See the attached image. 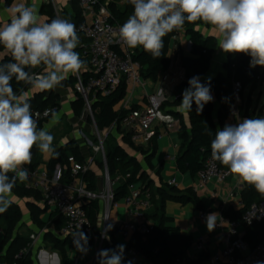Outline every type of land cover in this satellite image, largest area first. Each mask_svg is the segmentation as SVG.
I'll use <instances>...</instances> for the list:
<instances>
[{
    "label": "clouds",
    "instance_id": "1",
    "mask_svg": "<svg viewBox=\"0 0 264 264\" xmlns=\"http://www.w3.org/2000/svg\"><path fill=\"white\" fill-rule=\"evenodd\" d=\"M133 13L119 28L121 41L130 49L142 47L153 58L161 56L164 38L180 32L186 23L201 21L218 33V47L225 53L249 55L250 67H264V0H127ZM10 21L0 25V47L11 60L0 62V212L11 205L17 181L28 180L25 165L32 160L34 146L42 153L54 151L50 128L58 123L57 114L44 127L38 125L31 110L28 91L19 94L13 80L41 92L62 86L69 75H79L86 62L75 49L80 44L76 25L56 17L41 22L33 3L17 4ZM41 68V72L28 69ZM182 93L181 108L197 113L213 101L210 83L198 76L188 81ZM211 156L226 166L240 183H247L264 196V117L244 118L237 124L217 129L211 141ZM12 173V175H9ZM221 219L219 213L206 216L212 232ZM105 238H108L105 236ZM124 245L102 249L98 264H122ZM260 264V262H257Z\"/></svg>",
    "mask_w": 264,
    "mask_h": 264
},
{
    "label": "crops",
    "instance_id": "2",
    "mask_svg": "<svg viewBox=\"0 0 264 264\" xmlns=\"http://www.w3.org/2000/svg\"><path fill=\"white\" fill-rule=\"evenodd\" d=\"M19 3H25L27 6H31L34 3L38 8L41 22L49 21L48 18L42 14V10L46 7L53 11L54 8H58L65 18L75 17L77 14L76 9H78L81 12L79 22L82 23L86 19L88 20L87 15L82 14L79 4L75 8L70 0H15L8 7H5L4 4L1 5V25L10 21L11 16L14 14L13 9ZM101 3L106 7H108L110 3H113L118 10H125L127 0H101ZM195 29L204 38H213L216 43L209 69L204 76L199 77L200 82H210L218 76L226 77L227 53L218 47V33L213 26L203 22H198ZM187 42L188 38L183 32L175 42L170 44V48L172 49H170L172 68L180 66L184 69L181 82L175 86L163 85L164 94L166 96L164 110L173 115L180 114L186 125H188L186 110L180 106L182 96L179 104L175 105L173 101L177 95H182L183 91L189 87V85H184L188 82L189 73L186 70V62L183 61V59L191 57L190 53L185 49ZM87 46V40L83 39L75 49V51L79 53L80 58L85 62L86 60L84 57ZM6 54H8V51L2 53L1 57ZM261 69L264 71V67ZM36 71L41 72L42 69L36 68ZM87 73L88 69L86 62V69L82 70L80 75L85 76ZM75 77L76 76L70 74L68 79L62 82L61 87H57L52 91L41 92L38 89H26L29 93L30 100L35 97L36 100L57 98V106L54 111L57 114L59 122L50 128L54 136V151L51 153H42L38 147L34 146L33 148L37 149L36 157L40 162L37 168L46 169V163L67 146L77 148L81 157L84 159V163L91 160L86 159V154L90 151V144L92 143L89 138L90 132L86 128L87 125L82 122V116L76 117L72 111V104L76 100V93L73 88ZM160 77L156 83L146 80L144 89H137L134 92L126 89V95L113 107V111H125V113H127L130 109L132 110L133 107H136L135 110L143 109L148 104V96L155 93L160 87ZM180 84L184 86L178 88ZM258 85L259 83L256 88ZM255 89L251 90L247 87L242 90L238 103V117L227 119L224 126L226 124H237L244 118H258L264 116V106L259 107L260 97L256 105L253 104ZM211 94L214 98L212 103L215 112L218 108V103L215 100L214 94ZM93 97L95 98L96 96ZM94 100L95 99H93V101ZM48 107H51V100L48 102ZM213 117L216 120V114H214ZM51 119L52 114L43 124V127L48 124ZM153 127L155 130L162 133L163 136L160 140L153 139L147 145L142 144L140 139L133 140L132 133L122 127H120V131L113 128L108 130V132L111 133L119 147L124 149L128 156L135 158L141 167V171L145 175L153 201L152 211L147 218L148 223L152 226L163 225L165 228L171 230V234L182 235L189 238L191 244L184 258L191 264H204L214 253L223 251L228 243L225 234L230 230V221L224 218L223 214L229 209L239 210L242 207L241 191L243 183H240L236 177L230 174L229 178L222 184L211 182L204 187H198L197 176L192 178L188 173L179 172L176 167V159L179 155L181 145L178 129L174 128L167 132H163V128L160 124H155ZM108 132L104 133L105 135L103 134V137H105ZM125 135H128L127 139H125L126 142L123 140ZM148 149H150L152 153H150L151 151H149V154L142 153ZM66 154L68 153L66 152ZM101 164L104 166V162H101ZM24 167L31 170L28 165ZM89 172L95 179L96 190L102 188V178H100L98 167L94 162L92 163V161ZM171 181L175 183L171 185ZM20 183L28 188V181ZM171 196H174L173 199H171ZM11 203L16 205L22 214V219L18 225V229L20 228L18 236L27 237V235H25L26 230L31 233L29 236L33 234L36 236V241L33 244L30 254L32 264H61L59 253L52 249L51 244L44 240L45 230H39L31 221L29 204L34 203L33 199L26 197L19 198L12 193ZM43 205V201L38 203L40 207H43ZM50 211L51 210H48V212L41 216L44 222L48 220ZM212 212L219 213L221 219L218 218L217 226L212 232H209L206 227V216ZM126 220L125 207L121 202L116 209L110 211L106 224L105 236L108 238H105V249H116L118 245H124V259L122 264H153L133 249L128 251L125 250L128 240L123 239L119 235L118 225ZM98 225L101 231H103L105 226L104 205L101 202ZM236 231L240 236H243V228L239 227ZM46 232H50L59 239L64 238L59 236L60 231H56L52 227L47 229ZM199 238H203L206 242L204 250H199L197 248V241ZM141 240L143 241L144 239ZM7 247L8 244L4 243V237L1 235L0 257L4 256ZM96 249V240H93V244L90 248L74 247L68 249L67 254L70 264H94L98 253Z\"/></svg>",
    "mask_w": 264,
    "mask_h": 264
},
{
    "label": "trees",
    "instance_id": "3",
    "mask_svg": "<svg viewBox=\"0 0 264 264\" xmlns=\"http://www.w3.org/2000/svg\"><path fill=\"white\" fill-rule=\"evenodd\" d=\"M15 0H0L1 5L4 4L8 7ZM80 0H70L75 6H78ZM101 2V0H100ZM108 9L113 17V21L120 25L128 19L133 13V6L127 3L125 10H118L113 3L108 5ZM77 10L75 17L65 18L60 13V18L69 19L74 24H80L81 12ZM48 20L56 18L53 10L48 7L42 10ZM198 22L186 23L183 32L188 38L190 43V58L183 59L186 62V70L188 74V81L193 76L202 77L204 76L210 66L212 54L215 51L216 43L213 38H204L195 27ZM1 25V24H0ZM175 31L168 34L164 38V49L162 50L161 56L153 58L149 53H146L142 47L133 49L132 60L140 66V74L144 81H150L156 83L159 77L168 70L171 65L170 58V44L171 37ZM82 41V40H81ZM7 50L0 47V62H8L11 60V54L1 57L2 53ZM87 62V56L85 55ZM249 55L243 53H227L226 77L218 76L211 80L210 88L211 93L214 94L215 100L218 103V108L215 111L216 120L214 119V106L212 101L206 104L203 111L197 113L196 105L193 102L191 111L186 110L188 119V125L183 122L181 115H174L180 119V126L178 128L179 137L181 140L179 155L176 159V167L181 173H188L192 178L196 177L201 170L204 168V162L208 156L211 155L210 144L215 137L216 130L222 129L224 123L229 119L232 106H233V93L232 83L239 82L242 90L249 87L254 90L257 86L256 77L260 74L261 66L250 67ZM29 72H37L36 69H28ZM87 74L84 76L86 77ZM75 83V82H74ZM188 86V82L184 84ZM180 84L178 88L183 87ZM13 87L19 94L21 89H29V86L24 85L22 82L17 83L13 80ZM126 95V88L123 83L109 96L103 97L96 95L95 100L91 102V111L93 114V120L95 128L99 135L102 137L103 148H104V159L108 171L110 180H114L117 175L129 177L120 182L113 188V200L115 202L121 201L127 194V187L131 183L141 184L145 190H147L151 196V209L147 213V218L152 211L153 201L150 187L146 182L144 173L141 171L139 163L135 158L128 156V154L119 147L118 143L108 132L110 128L115 124L117 131H120L119 122L122 117L126 115L125 111L114 112L113 107L121 101ZM181 96L174 99L173 104L177 105L181 101ZM51 100V107L57 106V98L54 99H37L32 98L30 100L31 110H41L48 108V102ZM165 104L161 110L164 113H168L164 110ZM84 109L83 100L76 95V100L72 104V111L76 117L82 116ZM133 107L132 110H135ZM171 114V113H169ZM173 115V114H172ZM264 117V116H263ZM47 120L39 121L38 125L43 127V124ZM103 137V134L106 133ZM105 135V134H104ZM128 135H125L123 140L127 139ZM126 142V141H125ZM150 149L142 152L149 154ZM37 149H32V160L28 165L31 170L37 168L40 165L38 158L36 157ZM66 152L68 154H66ZM152 153V151L150 152ZM73 156L78 162L84 163V159L81 157L77 148L67 146L59 151L48 163H46V169L49 174H52L56 165H59L62 171L61 182L67 183L69 180V169L67 158ZM220 167L227 170L226 166L220 164ZM9 175H12L10 173ZM86 183L87 189L91 192H97L95 186V179L90 172H87L83 177ZM13 193L19 198H31L34 203L29 204V210L31 214L32 223L39 229L45 230L44 240L51 244L52 249L56 250L60 255L61 264H70L68 259V249L79 247V248H90L93 244L94 238H99L102 235V231L98 225V216L100 212V202L98 200L87 201L82 209L86 214V218L92 228L93 236L90 237L83 231H78L73 238L65 237L59 239L53 236L50 232H46L47 229L53 228L56 231H60L64 225L65 220L59 214L57 210H51L48 215V220L44 222L41 216L48 212L47 206L44 204L43 207L38 206V203L43 201L41 195L33 190L32 188H26L19 181L13 188ZM174 196H171L173 199ZM264 202V196L259 194L254 187L243 183L241 191V203L242 207L239 210L229 209L223 214L224 218L230 222L241 221L243 213L252 203ZM44 203V202H43ZM22 219L20 209L11 203L6 211L0 212V230L4 237V243L8 244L7 251L4 256L0 257V263L6 264H32L30 258L31 250L21 259H15L16 255L25 248H28L32 242L29 237L13 236L15 229L18 227ZM106 234V233H105ZM243 240L248 244L250 248H254L260 243L264 242V221L255 224L251 227L244 228ZM141 239H144L143 241ZM191 241L189 238L171 234V230L165 228L163 225H155L149 235L142 237L135 235L128 240V244L125 250L133 249L135 252L144 256L153 264H173L175 260L184 258L187 249L189 248ZM105 235L103 238L102 249H105ZM96 264H98V259Z\"/></svg>",
    "mask_w": 264,
    "mask_h": 264
},
{
    "label": "built area",
    "instance_id": "4",
    "mask_svg": "<svg viewBox=\"0 0 264 264\" xmlns=\"http://www.w3.org/2000/svg\"><path fill=\"white\" fill-rule=\"evenodd\" d=\"M79 7L82 14H86L88 20L80 24H75L81 40L88 42L87 56V76L76 75L74 92L84 102V111L88 110L91 121L95 127L91 102L96 95L103 97L111 95L121 83L125 88L134 92L137 89H144L145 81L140 74V66L132 60L133 49L128 48L120 39V25L113 21V17L105 5L100 0H80ZM56 17H60V10L54 8ZM183 30L175 32L171 37V43L175 42ZM189 41L185 45L187 52H190ZM172 50V49H171ZM171 53V52H170ZM264 73V72H263ZM184 69L180 66L172 68V62L167 71L160 77V87L147 98L148 104L141 110H129L119 122V126L132 133L133 140L140 139L142 144H149L153 139L160 140L162 133L154 129L155 124H160L163 132L170 129L179 128L180 119L172 114L164 113L161 108L166 103L163 85L175 86L181 82ZM264 76L256 77L257 83H261ZM233 106L230 119L238 117V103L242 93L239 82L232 83ZM177 95L175 99L179 98ZM55 108H45L34 110L33 115L37 121L48 120ZM116 128L115 124L110 128ZM100 146L96 152L102 151L104 162L103 139L97 132ZM69 169V180L67 183L61 182L62 171L57 165L52 174L45 168H36L29 171L28 188L37 191L43 198L44 204L49 210H57L65 220L64 227L60 230L59 236L71 237L78 231H83L92 237V228L82 209L89 200H98L104 205L105 226L102 235L94 238L97 242L98 251L102 248L103 238L106 232V224L112 209L119 206V202L113 200V188L120 182L125 181V177L117 175L114 180H110L105 172L102 179V189L100 192H91L87 189L83 177L90 169V162L80 163L73 156L67 158ZM230 176L229 171L220 167V162L208 156L204 162V168L197 175L198 187H204L214 182L224 183ZM175 182L171 181V185ZM124 204L127 220L118 225L119 235L126 240L138 235L145 237L152 231L153 226L147 221V213L151 209V196L139 183H131L127 187V194L121 200ZM264 221V202L252 203L243 213L241 221L230 222V230L225 237L228 243L223 251L216 252L210 256L204 264H264V242L254 248H250L237 233L239 227H251ZM2 231L0 230V236ZM32 244L20 251L15 259L23 258L33 247L36 236H30ZM205 240L199 238L197 248L204 250ZM6 264V263H0ZM173 264H191L186 258L175 260Z\"/></svg>",
    "mask_w": 264,
    "mask_h": 264
},
{
    "label": "rangeland",
    "instance_id": "5",
    "mask_svg": "<svg viewBox=\"0 0 264 264\" xmlns=\"http://www.w3.org/2000/svg\"><path fill=\"white\" fill-rule=\"evenodd\" d=\"M263 72H264L263 69H261L260 74L262 76H264ZM259 97H260V99H259ZM258 99H259V107L264 106V79H263L262 83H259L258 87L254 91V98H253V104L254 105H256ZM214 114H215V112H214ZM82 122L87 125L86 128L90 132L89 138L92 141V143L90 144L91 145L90 151L87 152V154H86V159L87 160L91 159L90 161H88V162H90V164H91V161H92V163L94 162L96 164V166L98 167L99 174L101 176L100 178L103 179L105 177V169H104V166H102V164H101V162H103V154H102L101 150L99 152H96V148L99 147L100 144H99L98 137H97L98 135L95 131V127L91 121V118H90V115H89L87 109H85V111L83 109ZM101 189L102 188H99L97 190V192H100ZM119 203H121V202L119 201ZM19 230H20V228L18 229V227H17L13 233V236H15V235L18 236ZM30 234L31 233L28 232L27 230L25 231V235H27V237ZM33 235H35V234H33ZM29 238H30V236H29ZM96 250L98 252V249H96Z\"/></svg>",
    "mask_w": 264,
    "mask_h": 264
},
{
    "label": "water",
    "instance_id": "6",
    "mask_svg": "<svg viewBox=\"0 0 264 264\" xmlns=\"http://www.w3.org/2000/svg\"><path fill=\"white\" fill-rule=\"evenodd\" d=\"M189 48H190V44H189ZM104 168H105V171L108 173V171H107V167H106V163H105V160H104ZM99 251H100V250H99ZM99 251H98V252H99ZM97 259H98V257L96 256L95 261H94V264H96Z\"/></svg>",
    "mask_w": 264,
    "mask_h": 264
}]
</instances>
